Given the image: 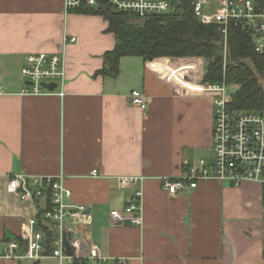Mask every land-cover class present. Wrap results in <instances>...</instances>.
<instances>
[{
    "label": "crops",
    "instance_id": "obj_1",
    "mask_svg": "<svg viewBox=\"0 0 264 264\" xmlns=\"http://www.w3.org/2000/svg\"><path fill=\"white\" fill-rule=\"evenodd\" d=\"M108 28L102 15L66 12L64 0H0V255L38 212L9 191V178L64 174L72 201L87 205L77 234L100 246L104 264H264L258 184L203 180L176 196L163 188V177L182 174L185 160L211 159L204 60L125 56L117 77L98 75L116 44ZM38 52L65 53L64 95L60 88L20 94L29 85L21 76L24 58ZM133 90L148 95L146 111L133 105ZM120 176L144 180L124 186ZM138 189L143 224L113 221L111 212L123 210Z\"/></svg>",
    "mask_w": 264,
    "mask_h": 264
},
{
    "label": "built area",
    "instance_id": "obj_2",
    "mask_svg": "<svg viewBox=\"0 0 264 264\" xmlns=\"http://www.w3.org/2000/svg\"><path fill=\"white\" fill-rule=\"evenodd\" d=\"M108 4L117 12L138 17L175 14L185 15L188 9L204 24L217 23L222 26L227 54V34L231 25L250 35L255 51L264 62V11L255 0H64L66 12L83 7L97 9ZM67 42H75L76 37H65ZM65 53H29L24 58L21 76L29 85L21 95L52 94L60 88L64 95L67 79ZM264 77V70H263ZM55 83L49 90L44 84ZM225 79L217 82H203L200 91L210 95L213 101L212 157L201 158L195 163L184 161L185 170L177 176L163 177V188L176 196L185 190L198 187L203 180H216L233 186L245 182L258 184L262 188V211L264 217V111L237 110L230 106L232 94ZM132 103L146 111L148 95L141 90H133ZM97 177L96 171L91 173ZM66 176H33L24 173L9 178L10 192L18 193L23 202L40 205L38 212L30 217L21 234L26 242L22 252L21 242L12 241L0 259L41 260L53 258L59 264H74L88 261L89 264H104L109 258L102 254L97 243L88 245L77 234L76 224L86 215L87 205L72 201L73 191L65 184ZM121 185H138L144 180L141 176H120ZM142 190L135 191L123 210H113L111 218L115 222L129 221L142 225ZM52 250L46 253L48 234ZM117 264H126L125 258H117Z\"/></svg>",
    "mask_w": 264,
    "mask_h": 264
},
{
    "label": "trees",
    "instance_id": "obj_3",
    "mask_svg": "<svg viewBox=\"0 0 264 264\" xmlns=\"http://www.w3.org/2000/svg\"><path fill=\"white\" fill-rule=\"evenodd\" d=\"M264 11V0H255ZM76 12L102 15L109 24V31L115 34V47L107 51L98 75L117 77L120 60L125 56H139L144 60L159 57L202 58L205 63L203 82L226 83L238 88L233 91L230 106L237 110L264 111V88L259 83L263 76L264 62L255 51L250 35L231 25L227 34V54L222 26L217 23L204 24L188 9L184 16L175 14L138 17L117 12L108 4L99 8L83 7ZM41 207L38 203V216ZM52 232L48 234L46 253H50ZM22 252L26 242L20 238ZM32 264H39L36 260ZM74 264H89L75 261Z\"/></svg>",
    "mask_w": 264,
    "mask_h": 264
},
{
    "label": "rangeland",
    "instance_id": "obj_4",
    "mask_svg": "<svg viewBox=\"0 0 264 264\" xmlns=\"http://www.w3.org/2000/svg\"><path fill=\"white\" fill-rule=\"evenodd\" d=\"M224 53H225V49H224ZM259 83L264 88V77L261 74H259ZM237 88H238L237 85H234V86L230 87V89H229L230 93L235 91ZM211 157H212V155H211ZM40 264H59V263L57 261L53 260V259H47V260H42L40 262Z\"/></svg>",
    "mask_w": 264,
    "mask_h": 264
},
{
    "label": "water",
    "instance_id": "obj_5",
    "mask_svg": "<svg viewBox=\"0 0 264 264\" xmlns=\"http://www.w3.org/2000/svg\"><path fill=\"white\" fill-rule=\"evenodd\" d=\"M44 86L46 88H48L49 90H54L56 88V84L55 83H51V84H44Z\"/></svg>",
    "mask_w": 264,
    "mask_h": 264
}]
</instances>
